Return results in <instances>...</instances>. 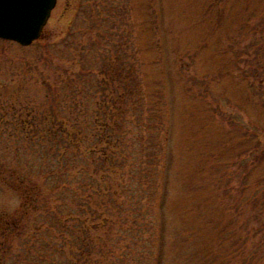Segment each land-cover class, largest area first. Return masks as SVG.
Returning <instances> with one entry per match:
<instances>
[{
	"label": "rangeland",
	"instance_id": "rangeland-1",
	"mask_svg": "<svg viewBox=\"0 0 264 264\" xmlns=\"http://www.w3.org/2000/svg\"><path fill=\"white\" fill-rule=\"evenodd\" d=\"M116 56L131 80L98 74ZM127 81L142 92L128 150L151 171L120 214L137 223L94 229L96 250L110 264H264V0H57L32 44L0 37V166L80 164L73 147L66 164L43 158L25 130L68 115L89 130ZM20 203L0 181V264H73L71 232L38 229L40 211L14 229Z\"/></svg>",
	"mask_w": 264,
	"mask_h": 264
},
{
	"label": "trees",
	"instance_id": "trees-1",
	"mask_svg": "<svg viewBox=\"0 0 264 264\" xmlns=\"http://www.w3.org/2000/svg\"><path fill=\"white\" fill-rule=\"evenodd\" d=\"M107 68V71H99L98 74L102 75L103 80L108 77V82L124 77L131 80L134 74L130 65L128 68L122 66L119 56L113 61L109 59ZM119 84L113 83L111 98L98 102L95 115L88 124L90 132L86 130L87 125H83L84 122L74 115L50 119L40 135V129L34 131L36 123L28 124L31 127L28 131L27 127H22L26 129L25 138L43 146V158L45 155L54 159L60 157L61 163L66 164L72 156L73 147V155L80 151V164L66 167L67 164L58 166L51 163L45 168H30L27 172L20 165L12 163L0 166V181L15 190L21 198L20 207L11 216L14 229L20 233L23 220L40 211L38 215H43L44 220L38 229L43 225L48 229L59 226V229H64L62 234L66 233L67 236L66 231L71 232L73 239L69 247L75 253L69 262L73 264H110L112 255L116 257L112 250L107 252L108 255L103 254V245L96 250L98 242L106 240L101 232L110 231L113 225L119 226L116 232H123V228L132 220L127 216L124 220L120 214L139 188H143L140 175L144 171H151L148 154L142 157L136 145L128 150L126 139L127 111L142 103L141 88L130 81L121 86ZM51 85L53 88L54 82ZM4 107L14 106L6 104ZM56 145L58 147L54 150ZM59 148H63V152ZM138 155L137 161H130ZM74 221L78 223L70 225ZM9 222L7 220L6 224ZM132 222L137 223L135 218ZM74 226L80 234H76ZM94 229L101 232L94 233ZM119 237L122 235L119 234ZM99 252H102L100 256H96Z\"/></svg>",
	"mask_w": 264,
	"mask_h": 264
},
{
	"label": "water",
	"instance_id": "water-1",
	"mask_svg": "<svg viewBox=\"0 0 264 264\" xmlns=\"http://www.w3.org/2000/svg\"><path fill=\"white\" fill-rule=\"evenodd\" d=\"M57 0H0V37L30 45L41 37Z\"/></svg>",
	"mask_w": 264,
	"mask_h": 264
}]
</instances>
